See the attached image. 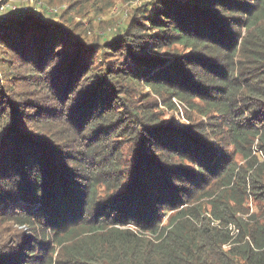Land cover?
Wrapping results in <instances>:
<instances>
[{"label":"trees","instance_id":"obj_1","mask_svg":"<svg viewBox=\"0 0 264 264\" xmlns=\"http://www.w3.org/2000/svg\"><path fill=\"white\" fill-rule=\"evenodd\" d=\"M27 9L0 19V219L31 232L0 226V264H264V0L142 2L155 38L190 49L158 57L139 19L96 48L142 70L92 67L98 41ZM174 97L201 118L163 122Z\"/></svg>","mask_w":264,"mask_h":264},{"label":"rangeland","instance_id":"obj_2","mask_svg":"<svg viewBox=\"0 0 264 264\" xmlns=\"http://www.w3.org/2000/svg\"><path fill=\"white\" fill-rule=\"evenodd\" d=\"M62 1L70 3L68 0H53L52 3H54L55 5L53 4L54 6H49L51 8L48 7L49 9L46 10L45 8L40 9L39 4L35 5L36 8L33 7L32 5L36 3L35 0H0V19L9 18L16 13L15 11L21 9L25 12L28 11L27 8H30V12L39 11L45 20L51 22L54 26H59L66 29L77 42L82 43L83 48L88 47L92 43L98 41V44L93 46L95 52L90 60V65H92V67L96 66L97 68L105 69L107 68L108 64L112 62V64H117L118 66L123 68H127L128 66L131 69L142 70L140 65H136L134 62L128 61L126 55L114 56V53L110 52L101 56L103 50L96 49L103 46L105 44V41L111 38L112 33L114 34L117 29H124L126 25L132 23L133 21L134 23H136L137 19L140 20L138 22H142L147 25L138 28L141 33L140 35H142L141 39L144 42L148 43V49H150L152 45H154L152 51L159 53L158 57L168 58L172 57L174 54L189 53L190 49L183 46L182 44L168 45L167 42L164 41V38H155L156 34L161 36L162 32L150 28V26L148 25L149 22L147 18L143 17V14L140 16L142 2L145 3L148 0H79L76 5L74 4L69 11L64 13H62V11L67 6V4L62 3ZM74 26L75 28L73 29ZM136 27L139 26H130L129 29H134ZM158 45L161 47V51L156 50L158 47L155 46ZM24 69L29 74L35 73L29 68ZM36 77L40 81L42 79H46L40 78L39 76ZM25 83L26 86L24 88V91L27 96L37 97V104H41L42 102L46 101L43 100L47 97L45 96L48 92L46 87L40 84L39 86H37L36 89L30 86V79L27 80ZM132 92L135 103H140V101L142 100V96L145 93L153 95L152 89L149 86L145 85L143 81L140 85H135L132 88ZM173 100L177 106L176 108H168L166 105H163L160 102V107L161 109H163L162 113L159 115L161 120L165 123H175L174 125L178 128H180L181 125L184 126L191 124L187 114V111H189L190 108L186 106L183 101L178 99L177 97H174ZM70 105L71 102H61L59 104V108L64 110L65 106L69 107ZM25 106L27 105L25 104ZM39 111L42 112V110ZM189 113L192 114L193 119L195 118V116L197 118H201V115L195 113L193 110L189 111ZM57 115L58 114H55L53 115V117H57ZM210 136L212 137L211 132ZM84 141L87 142L86 139ZM134 146V141L127 140L123 142V149L125 152L124 154L126 156L127 161L130 162L129 165L132 164L135 157ZM240 159L241 157L238 156V160ZM189 165L190 164H188V166ZM128 184L129 181L125 179L124 186H128ZM247 206H249V209L252 210V212L258 211L257 203L248 202ZM3 207L4 203H2V201L0 200V214L3 211ZM0 226L2 231L17 230L16 232H19L21 229H24L27 233L31 232L27 229L26 226L19 225L14 221L10 220L8 222H5L1 221L0 219Z\"/></svg>","mask_w":264,"mask_h":264}]
</instances>
